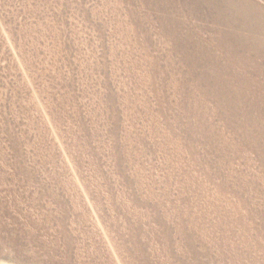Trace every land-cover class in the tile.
I'll return each instance as SVG.
<instances>
[{
    "label": "rangeland",
    "instance_id": "rangeland-1",
    "mask_svg": "<svg viewBox=\"0 0 264 264\" xmlns=\"http://www.w3.org/2000/svg\"><path fill=\"white\" fill-rule=\"evenodd\" d=\"M0 264H264V0H0Z\"/></svg>",
    "mask_w": 264,
    "mask_h": 264
}]
</instances>
